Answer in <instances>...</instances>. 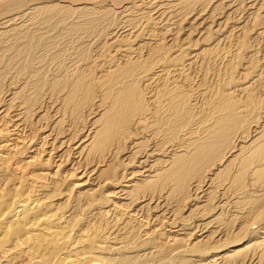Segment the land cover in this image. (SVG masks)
Listing matches in <instances>:
<instances>
[{
	"label": "bare ground",
	"instance_id": "1",
	"mask_svg": "<svg viewBox=\"0 0 264 264\" xmlns=\"http://www.w3.org/2000/svg\"><path fill=\"white\" fill-rule=\"evenodd\" d=\"M93 19L114 24L79 39L96 59L47 50ZM249 30L264 0H0V264H264V62L188 90L253 58ZM196 34L216 46L188 52Z\"/></svg>",
	"mask_w": 264,
	"mask_h": 264
},
{
	"label": "rangeland",
	"instance_id": "2",
	"mask_svg": "<svg viewBox=\"0 0 264 264\" xmlns=\"http://www.w3.org/2000/svg\"><path fill=\"white\" fill-rule=\"evenodd\" d=\"M204 6V5H203ZM184 15V14H183ZM238 17L239 16H234V17H232V18H234V19H238ZM241 17V16H240ZM66 18V17H65ZM248 21V20H247ZM59 22V23H58ZM60 25H62L61 24V21L60 20H55V21H52L51 22V24H50V29L51 30H54V35H55V33H56V31H58V26H60ZM114 26V24L112 23L111 24V22H109V23H101V22H99L98 20H95V19H93V20H90L89 21V23H88V25H81V26H79L78 27V29H77V31L75 32V35L71 38V39H66V40H64V41H61L60 43H58L57 45H50V47H46L47 48V50L49 49V51H51V52H53V51H55L57 54H59V58L57 59L59 62H61L62 64L65 62L66 63V61L67 60H70V58H72V56L73 57H77L78 58V60H80V61H82V62H86V63H89L90 61H87V59H91L92 60V57L94 56L95 57V55H97L98 56V54L97 53H95V52H93V49L91 50V49H86V48H81L80 46H79V39L81 38V37H83V39L86 41L88 38H93V37H96L97 35H101V36H105L106 35V32H108L109 30H110V28L109 27H113ZM184 26H186V25H184ZM105 27H107V29L105 28ZM188 27V26H187ZM253 29V24H249V26L247 27V29ZM107 30V31H106ZM255 31H251L250 32V30L248 31V32H246L247 34H245V37L243 36V37H241V39L239 40V43L237 42V46L238 47H240V48H242V51H241V56L243 57V56H251V53L249 54V52H250V49L249 48H253L252 50H254L255 51V53H256V55L253 57V58H251V59H246L245 61H240V59L239 58H236V51H235V49H237V47H233V45H235V44H232V42H226V44L224 43L222 46L220 45V46H218L217 48H216V50H214L212 53H215V55L214 56H218V57H222L223 55H228V57L230 58L228 61H230L231 59H233V58H236V59H238V60H236V59H234L233 61H234V66H233V64H232V66H233V68L232 67H230V66H228L227 67V64H226V68L225 69H222L221 70V72L219 71V68H217V65H216V63H217V60H212V61H206V62H204V64L203 65H201L200 66V64L198 65V67L197 68H195L191 73H190V75H191V77L190 78H192V80L190 81V83H188V85L191 87V88H189L188 87V90L189 91H192L193 89V92L197 89V87L198 86H201L202 84H205V83H207V86L208 87H212L213 86V88L212 89H215V87H216V90H219L218 88H219V86L221 87H223L224 85H222V84H224V82H226L228 79H229V77L230 76H232V75H235V77H237V76H239V74H242L243 73V71H242V69L244 68L243 66L245 65V64H247V63H250V65L251 66H249L248 67V70H250V68H252V70L254 71V72H256V71H258V69L259 68H257V67H259V65H260V63H262V62H264L263 60H264V38H259V39H255V35L253 36L252 34L254 33ZM186 34L188 33V32H185ZM185 33H182L181 35H182V38L181 39H186L187 38V36L188 35H186ZM202 35H194L193 37H192V40H191V42H190V46H191V48H190V46H189V51L188 52H197V53H201L202 52V48H207V49H210V47L211 48H213V47H215L216 45L215 44H217V42L216 43H213L214 42V40H212V41H208V42H204V39L206 38V37H201ZM253 36V37H252ZM79 37V38H78ZM252 37V39H250ZM195 38V39H194ZM201 38V39H200ZM261 39V40H260ZM77 40V41H76ZM168 40H170V39H168ZM183 40H181V41H183ZM195 40V41H194ZM200 41V42H199ZM193 42H195V43H193ZM197 42V43H196ZM166 43H167V41H165L164 42V44L166 45ZM192 43V44H191ZM229 43V44H228ZM171 44V43H170ZM185 44H187V43H185ZM230 44H232V45H230ZM180 45L181 46H184V42H182V43H180ZM206 45V46H205ZM210 47H209V46ZM213 47H212V46ZM247 45L249 46V50L247 49ZM47 46V45H46ZM180 46V47H181ZM251 46V47H250ZM187 47V46H186ZM227 49H226V48ZM76 48V49H75ZM185 48V47H184ZM198 48H200V49H198ZM233 48V49H232ZM180 49V48H179ZM197 49V50H196ZM207 49H204V50H207ZM222 49V50H221ZM225 49H226V51H225ZM245 49H246V51H245ZM77 50V51H76ZM219 50V51H218ZM229 51V52H228ZM231 51V52H230ZM187 52V53H188ZM75 53V54H74ZM206 54H208V55H210L211 53H206ZM232 54V55H231ZM67 55V56H66ZM76 55V56H75ZM234 55V56H233ZM97 56L95 57V59L97 58ZM206 56V55H205ZM240 56V57H241ZM247 56V57H248ZM69 57V58H68ZM212 56H210V58H211ZM89 59V60H90ZM48 60H50V59H48ZM237 61V62H236ZM220 62V61H219ZM236 62V63H235ZM241 62V66H239L238 64ZM64 63V64H65ZM229 65H231V64H229ZM237 65V66H236ZM243 65V66H242ZM230 67V68H229ZM235 67V68H234ZM232 68V69H231ZM237 68V69H236ZM231 69V70H230ZM257 69V70H256ZM218 70V71H217ZM251 70V71H252ZM205 72V73H204ZM240 72V73H239ZM242 72V73H241ZM229 73V74H228ZM204 77L206 78V79H204ZM252 77V75L250 76V78ZM206 80V82L205 81H203V80ZM217 79V80H216ZM203 81V82H202ZM202 82V83H201ZM221 85H220V84ZM201 84V85H200ZM213 84V85H212ZM263 86H264V84H263ZM4 87H5V90H7V86H5L4 85ZM203 89H205V88H203ZM197 91H195L194 93H196ZM263 93V92H262ZM193 94V93H192ZM212 94H217V93H211L210 95H208L205 99H202L201 97H199V99L201 100H199L200 101V104L202 105V104H204V102L205 103H207L209 100H210V98H211V95ZM207 98H208V100H207ZM259 101H263V97H260V95H258V98H257ZM207 101V102H206ZM19 156V155H18ZM18 156H17V158H18ZM121 157V156H120ZM127 157H128V155H127ZM16 158V159H17ZM18 159H20V157L18 158ZM17 159V160H18ZM7 167H9V165L7 166ZM104 169H106V168H104ZM120 170L121 169H119V172H120ZM118 172V173H119ZM10 173V172H9ZM9 173H7V176H5V177H9L10 175H11V173H10V175H9ZM35 173H39V171H35ZM18 176L20 175V173L19 174H17ZM75 177L73 176V180L72 179H69V178H66V180H65V183L61 186V187H58V190H59V192H57V194L58 193H60V192H62V196H60L59 194L57 195V196H53V198L51 199V201H49L50 203H55L54 205H56V209L59 207V206H61L59 209H60V212H64V211H66V209H67V205H65V202L64 201H59L60 199H62V198H64V194L65 193H68V191L69 190H71L72 188H73V186L75 185V184H78L79 182H77V179L75 178ZM0 188L2 187V183H4V180L2 181V178H0ZM59 180V179H58ZM58 180H54L55 182L57 181L58 182ZM40 181H42V182H46L45 180L43 181V180H40ZM16 183H18V180L17 181H15V184H14V182H12V183H10L9 185H7V187H6V190H8V191H10V190H12V188H10V187H14L15 185H16ZM47 183V182H46ZM73 184V186H71ZM14 185V186H13ZM19 185H17V187H18ZM60 186V185H59ZM24 189V191L22 192V190ZM19 193H24L25 191H26V188H23ZM50 192H51V190L52 189H48ZM104 190V191H103ZM114 190V188H112V187H108V188H102L101 190H100V193H99V195H102V193H110V192H112ZM49 191H47V193L49 194L50 192ZM101 191H103L102 193H101ZM12 192V191H11ZM40 193H42V192H40ZM64 193V194H63ZM37 194V193H36ZM39 194V193H38ZM46 195V194H45ZM10 196V195H9ZM11 196H14V192L11 194ZM10 196V197H11ZM36 196V195H35ZM40 196V195H39ZM61 198H60V197ZM59 197V198H58ZM58 198V199H57ZM60 204V205H59ZM59 205V206H58ZM65 205V206H64ZM58 206V207H57ZM63 208H65V209H63ZM182 208V207H181ZM121 211H122V213H121ZM59 212V213H60ZM81 211H79V213H80ZM78 213V214H79ZM118 213H119V215H118ZM117 213V216H121V215H123L124 214V210H120L119 212ZM121 213V214H120ZM183 213V212H182ZM81 214V213H80ZM84 214V213H83ZM181 214V213H180ZM3 223V222H2ZM135 227H136V229L133 231V236H134V238L136 237V235L138 236V235H140L139 234V225H138V222H137V225H135ZM101 228H103V226H101L100 227V229ZM104 228H106V227H104ZM99 229V228H98ZM98 230V231H100V232H102V230L103 229H101V230ZM134 233H135V235H134ZM139 237V238H138ZM138 237H136L135 238V240H137V242H139L140 241V236H138ZM139 240V241H138ZM136 242V243H137Z\"/></svg>",
	"mask_w": 264,
	"mask_h": 264
}]
</instances>
